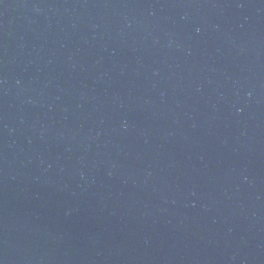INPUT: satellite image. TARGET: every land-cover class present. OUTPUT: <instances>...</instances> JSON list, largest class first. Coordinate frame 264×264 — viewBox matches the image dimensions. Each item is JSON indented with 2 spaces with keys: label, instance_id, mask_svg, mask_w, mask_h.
<instances>
[{
  "label": "water",
  "instance_id": "95a60500",
  "mask_svg": "<svg viewBox=\"0 0 264 264\" xmlns=\"http://www.w3.org/2000/svg\"><path fill=\"white\" fill-rule=\"evenodd\" d=\"M0 264H264V0H0Z\"/></svg>",
  "mask_w": 264,
  "mask_h": 264
}]
</instances>
